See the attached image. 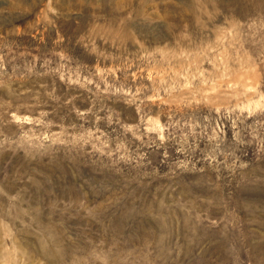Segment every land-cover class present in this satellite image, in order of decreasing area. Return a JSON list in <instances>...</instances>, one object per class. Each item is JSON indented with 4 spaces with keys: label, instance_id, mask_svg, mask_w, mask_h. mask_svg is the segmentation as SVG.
Masks as SVG:
<instances>
[{
    "label": "rangeland",
    "instance_id": "1",
    "mask_svg": "<svg viewBox=\"0 0 264 264\" xmlns=\"http://www.w3.org/2000/svg\"><path fill=\"white\" fill-rule=\"evenodd\" d=\"M0 264H264V0H0Z\"/></svg>",
    "mask_w": 264,
    "mask_h": 264
}]
</instances>
